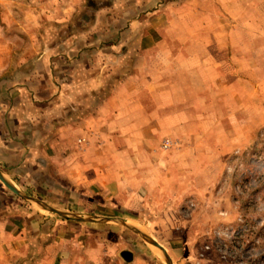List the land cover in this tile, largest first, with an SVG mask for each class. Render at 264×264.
<instances>
[{"label": "crops", "instance_id": "crops-1", "mask_svg": "<svg viewBox=\"0 0 264 264\" xmlns=\"http://www.w3.org/2000/svg\"><path fill=\"white\" fill-rule=\"evenodd\" d=\"M85 1L0 0V264H152L260 128L264 0Z\"/></svg>", "mask_w": 264, "mask_h": 264}, {"label": "rangeland", "instance_id": "rangeland-1", "mask_svg": "<svg viewBox=\"0 0 264 264\" xmlns=\"http://www.w3.org/2000/svg\"><path fill=\"white\" fill-rule=\"evenodd\" d=\"M84 5L88 10L114 6L109 11L117 17H136L156 7L154 0H86ZM260 85L261 95L264 83ZM259 105L264 113V102ZM259 127L248 145L234 148L218 163H208V172H217V178L196 180V190L211 188L182 204L180 223L160 241L172 264H264V114ZM136 226L149 234L146 227ZM145 242L152 264H165L160 252Z\"/></svg>", "mask_w": 264, "mask_h": 264}, {"label": "water", "instance_id": "water-1", "mask_svg": "<svg viewBox=\"0 0 264 264\" xmlns=\"http://www.w3.org/2000/svg\"><path fill=\"white\" fill-rule=\"evenodd\" d=\"M0 182L3 184L4 187H6L12 193H15L17 195H21L20 192L14 186H12L10 183H8L5 180V178L2 175L1 170H0ZM39 206L41 208H43L44 210H47V211L51 212L53 215H56V216H59V217H63V218H66V219L79 220L77 217H74L72 215L63 214V213L58 212L56 210H53V209H51V208H49L47 206H44V205H41V204H39ZM124 225H126V224L124 223ZM129 227L131 228L132 231H134L135 233L140 235V237H142L144 240L149 242L151 245H153L160 252L161 256L164 259L165 264H172V261H171L169 255H168V253L166 252V250L157 241H155L148 233H146L145 231H143V230H141V229H139V228H137L135 226H129Z\"/></svg>", "mask_w": 264, "mask_h": 264}, {"label": "built area", "instance_id": "built-area-1", "mask_svg": "<svg viewBox=\"0 0 264 264\" xmlns=\"http://www.w3.org/2000/svg\"><path fill=\"white\" fill-rule=\"evenodd\" d=\"M172 144L173 143L170 140L166 139V140L163 141L161 147H162L163 150H167V149L172 147Z\"/></svg>", "mask_w": 264, "mask_h": 264}]
</instances>
